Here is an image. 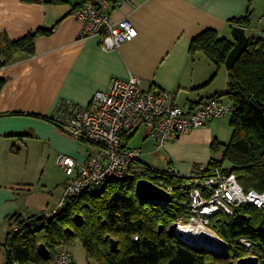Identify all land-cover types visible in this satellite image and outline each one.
<instances>
[{
    "label": "crops",
    "instance_id": "obj_1",
    "mask_svg": "<svg viewBox=\"0 0 264 264\" xmlns=\"http://www.w3.org/2000/svg\"><path fill=\"white\" fill-rule=\"evenodd\" d=\"M78 1L0 0V33L11 40L50 29L35 36L31 55L0 68L5 80L0 90V264L6 261L2 244L8 217L41 214L60 202L68 176L57 154L78 162L87 157V140L66 133L52 118L60 101L86 105L112 78L133 74L143 89L170 92L177 105H197L226 88L228 71L225 65L217 69L202 52L191 54L193 37L212 28L230 39L229 20L249 11L246 34L264 39L258 22L264 0H130L110 16L113 21L129 18L137 34L106 50L98 36H79L82 23L73 14ZM230 116L177 135L163 148L155 146L145 126L125 132L123 143L139 149L136 169L189 176L195 165L208 164L214 140L229 142ZM68 247L73 264H90L79 240Z\"/></svg>",
    "mask_w": 264,
    "mask_h": 264
},
{
    "label": "trees",
    "instance_id": "obj_2",
    "mask_svg": "<svg viewBox=\"0 0 264 264\" xmlns=\"http://www.w3.org/2000/svg\"><path fill=\"white\" fill-rule=\"evenodd\" d=\"M61 3L66 0H40ZM78 1L75 8L80 4ZM250 12L231 18L233 26L247 27ZM50 29L37 28L23 37L11 40L0 33V68L22 55L34 52V38ZM246 50L227 69V86L210 97H226L233 107L229 124L232 128L228 143L214 140L212 157L204 166L205 172L218 167L234 172L245 190H264V39L248 35ZM233 38L220 36L217 30L206 28L192 38L190 53H204L218 69L225 65ZM5 80L0 78V90ZM209 97V98H210ZM131 168L124 179H112L101 190H86L70 196L60 212L52 217L41 214L8 217V231L2 247L5 264H47L61 246L79 240L90 264H236L247 255L259 257L264 264V213L252 204H241L231 211H220L211 218L216 233L226 241L227 252L217 253L207 248H195L169 227L183 216L187 200L184 183L189 176L175 171H156L150 167ZM145 178L158 184L163 181L173 187L171 199L165 203L144 201L135 189V182ZM137 236V238H135ZM255 242L252 254L240 238ZM117 241L111 250L110 240ZM39 244L49 250L44 259Z\"/></svg>",
    "mask_w": 264,
    "mask_h": 264
},
{
    "label": "built area",
    "instance_id": "obj_3",
    "mask_svg": "<svg viewBox=\"0 0 264 264\" xmlns=\"http://www.w3.org/2000/svg\"><path fill=\"white\" fill-rule=\"evenodd\" d=\"M128 1L81 0L73 11L82 23L79 36H98L100 46L106 50L134 38L137 30L129 18L113 21L110 16L114 7ZM258 22L264 27V12L259 15ZM232 110L228 100L217 97L197 105H177L170 92L143 89L140 78L133 74L112 78L107 88L95 91L86 105L60 101L53 120L71 136L87 140L90 148L82 162L65 153L57 154L56 162L68 179L60 202L45 211V216L52 217L60 212L70 196L86 190H101L110 180L124 179L131 174L132 165L139 158V149L124 145L125 132L145 126L155 146L163 148L175 136L231 114ZM158 185L169 192L168 199L150 200L165 204L171 199L173 187L163 181ZM183 188L187 192V200L182 202L186 212L176 218L173 231L191 246L211 249L210 243L200 240L205 235L220 242L223 247L219 250L225 251L226 241L211 223L217 212L231 211L247 203L264 213V190H245L231 171L216 167L208 173L203 165L197 164ZM239 242L252 254L255 242L245 237ZM47 264H73L69 247L58 248Z\"/></svg>",
    "mask_w": 264,
    "mask_h": 264
},
{
    "label": "water",
    "instance_id": "obj_4",
    "mask_svg": "<svg viewBox=\"0 0 264 264\" xmlns=\"http://www.w3.org/2000/svg\"><path fill=\"white\" fill-rule=\"evenodd\" d=\"M231 36L235 40V42L232 48L229 50L225 59V67L227 69H231L235 61L246 50L249 40L248 35L245 32V28L242 26H236V25L233 26L231 28ZM135 189L139 193L141 199L144 201L151 198L157 200H167L169 197V192L166 191L163 187L145 178H139L136 180ZM174 227L175 224L173 223L170 225L169 230L172 231ZM202 241L204 242L206 240H202ZM208 243H210L209 246H211V249L209 250L213 252L223 253V254L227 252V245L224 248L225 251H220L219 249H221V247L223 246L220 244V242L214 240L213 238H211V240ZM116 247H117V241L112 238L110 240V248L111 250H116ZM193 247L199 248L197 245ZM38 251L44 259L49 258V250L46 248L44 244H39ZM236 264H259V257L256 255H247L245 257L239 258L236 261Z\"/></svg>",
    "mask_w": 264,
    "mask_h": 264
},
{
    "label": "bare ground",
    "instance_id": "obj_5",
    "mask_svg": "<svg viewBox=\"0 0 264 264\" xmlns=\"http://www.w3.org/2000/svg\"><path fill=\"white\" fill-rule=\"evenodd\" d=\"M200 231H202V230H200ZM204 237H202V240H206V241H204L206 244L211 240V238L209 237V236H205V235H203ZM191 240H193V239H191ZM208 241V242H207ZM203 242V241H202Z\"/></svg>",
    "mask_w": 264,
    "mask_h": 264
},
{
    "label": "rangeland",
    "instance_id": "obj_6",
    "mask_svg": "<svg viewBox=\"0 0 264 264\" xmlns=\"http://www.w3.org/2000/svg\"><path fill=\"white\" fill-rule=\"evenodd\" d=\"M230 134H231V132H229V133L227 132V137H228V138L230 137ZM228 138H227V139H228ZM87 145H88V147L90 148V143H89V142H87ZM83 147L86 148V144L83 143ZM206 264H210V263H206ZM217 264H218V263H217Z\"/></svg>",
    "mask_w": 264,
    "mask_h": 264
}]
</instances>
